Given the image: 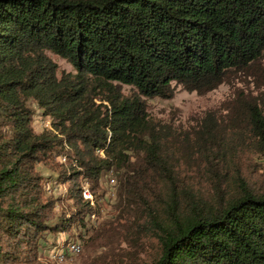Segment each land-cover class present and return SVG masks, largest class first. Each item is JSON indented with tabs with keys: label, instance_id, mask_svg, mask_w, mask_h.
<instances>
[{
	"label": "trees",
	"instance_id": "trees-1",
	"mask_svg": "<svg viewBox=\"0 0 264 264\" xmlns=\"http://www.w3.org/2000/svg\"><path fill=\"white\" fill-rule=\"evenodd\" d=\"M48 54L75 73L57 76ZM263 56L264 0H0V264L35 258L47 232L84 225L79 207L49 221L53 202L35 169L62 155V181L89 180L93 190L102 173L119 174L126 242L139 247L145 230L155 244L142 242L145 264H264V186L229 174L237 149H208L221 147L208 116L193 145L207 153L201 174L212 188L201 197L161 156L169 146L187 157L188 136L154 125L145 101L170 98L173 83L206 94L235 73L264 82ZM121 85L137 93L124 97ZM29 102L48 130L34 131ZM231 110L230 128L242 123L263 174L264 97ZM81 192H71L76 205Z\"/></svg>",
	"mask_w": 264,
	"mask_h": 264
},
{
	"label": "rangeland",
	"instance_id": "rangeland-1",
	"mask_svg": "<svg viewBox=\"0 0 264 264\" xmlns=\"http://www.w3.org/2000/svg\"><path fill=\"white\" fill-rule=\"evenodd\" d=\"M48 55L57 65V76L61 73H75L66 60L53 54ZM260 65L261 70L264 71V56ZM172 87L173 95L170 98H145V101L147 114L154 125L160 128L168 127L172 136L178 137L179 140L188 136L192 144L187 157L179 155L177 147H163L161 156L174 165L175 180L194 185L195 193L201 197L208 196L212 188L209 175L201 174L205 168L207 153L201 152L202 148L199 145H193L201 130L203 131L209 116L213 120V137L217 143H221V147L211 143L207 144L208 149L213 150L214 153L222 152L226 146H233L238 153L232 157L234 163L228 168L229 174L239 175L250 186H264V177H262L264 173H260L258 157L248 149L250 141L248 135H245L242 123L231 129L228 121L236 101L259 102L264 97L262 79L235 73L215 90L202 95L188 92L174 83ZM120 93L129 98L137 91L131 86L121 85ZM95 102L100 101L95 100ZM28 105L34 110L32 119L34 131L41 133L48 130L49 126L45 125L48 119L42 116L40 109L34 103L29 102ZM168 140L171 141L167 139L166 142ZM98 155L103 157L101 152ZM220 165L224 167L221 161ZM68 169V160L62 155L53 157L46 163L37 164L35 170L42 178L41 187L44 197L53 202L54 207L49 221L52 223L68 218L73 213L76 214L79 207V209L84 208V211L79 214L84 225L75 223L68 232H47L39 244L38 255L35 258L22 257L19 261L10 264H145L148 261V254H144L142 248H147V245L142 242H148L149 246L155 244L145 230H139L142 234L136 235L142 239L139 247L126 242L124 228L121 226L125 222L118 214L119 174L112 170L102 173L98 187L92 190L89 180L76 178L71 181H62L61 172L63 170L67 172ZM158 179L156 191L160 199H164L168 191L167 185L162 184L165 177H158ZM74 188L81 191L87 189L92 196L91 200L84 199L81 193L80 205H76L75 199L71 197ZM83 203L87 206L82 207ZM70 242H79L81 251L75 255L66 254L65 260L60 262L55 255L59 250L66 251Z\"/></svg>",
	"mask_w": 264,
	"mask_h": 264
},
{
	"label": "built area",
	"instance_id": "built-area-1",
	"mask_svg": "<svg viewBox=\"0 0 264 264\" xmlns=\"http://www.w3.org/2000/svg\"><path fill=\"white\" fill-rule=\"evenodd\" d=\"M47 126H49V120H47V124H45ZM82 197L86 200H91L92 196L90 194V192L87 189H83L82 190ZM81 251V247H80V243L79 242H70L67 245L66 251L63 250H59L57 252V254L55 255V257L60 261L63 262L65 260V255H75L80 253Z\"/></svg>",
	"mask_w": 264,
	"mask_h": 264
}]
</instances>
